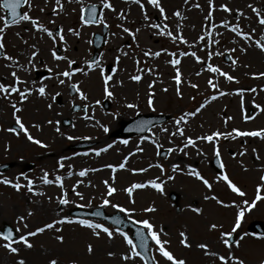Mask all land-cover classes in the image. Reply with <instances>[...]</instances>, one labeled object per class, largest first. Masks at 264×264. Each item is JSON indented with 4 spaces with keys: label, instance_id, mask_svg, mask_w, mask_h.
I'll return each instance as SVG.
<instances>
[{
    "label": "rangeland",
    "instance_id": "374dc122",
    "mask_svg": "<svg viewBox=\"0 0 264 264\" xmlns=\"http://www.w3.org/2000/svg\"><path fill=\"white\" fill-rule=\"evenodd\" d=\"M109 2L114 11L104 9L101 0H61L63 11L57 7L56 0H31V8L23 6L22 12H29L32 18L37 19L49 30L55 32L63 28L64 41L57 40L54 43L45 33L36 31L27 22L11 25L4 31L2 37L4 54L13 57V61L0 58V83L11 85L13 77L10 73L15 71L23 80L34 81L36 88L41 83L45 84L47 92L44 97L35 92L25 101H21L16 93L6 99L0 94V165L5 162L11 163L10 169L1 171L0 178L17 182L16 178L20 177L18 182L26 185L25 179L21 176L23 173L33 181L34 192L43 193L34 195L28 192L26 187L16 191L0 183V228L5 222L15 229L18 228V238L28 231H34L36 227H42L45 223L65 216L74 220L91 219L113 228L115 226L100 219L74 217L71 210L84 205L80 208L104 207L105 212L111 214L119 211L111 207V204H117L125 209H134L131 213L132 221L148 219L157 231L162 229L160 239L169 241L167 249L175 258L183 259L186 264H213V256L205 255L196 245L206 243L210 253L220 254L222 250V255L227 253L220 242V232L231 231L239 211L236 205L243 207L244 200L251 203L258 186L261 187V196H264V182L260 180V177L264 176V138L236 137L233 132V129L239 131L264 129V77L258 75L264 73V51L255 46V40H264V26L258 24V18L251 10L256 8L264 17V0H213L211 23L217 25L214 29L204 19L210 10L208 0L187 2L160 0L167 19L159 14L157 8L149 5L147 0H141L144 4L143 9L134 0ZM89 4L101 6V15L108 27L106 44L99 60L104 75L113 77L108 84L109 91L112 92L111 97L104 92L100 70L98 68L88 70L84 64L93 53L92 35L101 32L104 25L82 24L79 19L80 8ZM221 5H227L231 11L224 12ZM53 9L56 10L55 13ZM176 11L180 12L179 17L173 15ZM241 13L242 15H239ZM145 15L148 16V20L144 19ZM0 16H5L3 9H0ZM50 21H54V24ZM221 21H227L229 25L239 23L244 32L252 35V41L241 39L228 28L221 26ZM151 23L161 26L166 24L174 36L182 35L187 43H182L179 39L174 41L166 35H158L157 29L148 27ZM120 26L129 28L135 34V39L124 33ZM2 27L3 23L0 22V28ZM69 28L79 35L68 32ZM252 29L256 31L253 33ZM207 32H211V36H207ZM201 35H205L203 41L198 39ZM58 48L61 50L59 54ZM241 48L245 51H241ZM232 49L235 51H231ZM33 51L37 53L34 58L31 57ZM52 51L75 60V66L87 72L86 75L84 72L76 73L71 80V83L78 85L87 97L86 100H81L79 93L74 96L69 94L67 79L65 85L58 84L55 73L67 70L68 66L63 60H54ZM146 51L161 54L158 57L145 56ZM181 52H195L200 61L197 62L191 55L180 56ZM209 52L213 54L211 60L208 59ZM171 53H175L176 56L173 57ZM226 53L231 55L232 60L237 61L235 65L224 60ZM117 56L120 57L118 62ZM174 58L181 61L175 67L169 63ZM17 63L23 67H18ZM208 63L219 67L235 79L228 81L218 73L207 71ZM177 67L182 79L179 85L180 95H177L178 86L173 79ZM48 68L53 70L52 73L48 72ZM108 68H116L117 71L113 74ZM43 71H46V76L38 74ZM48 75H51V78H48ZM133 75H140V81L131 80L130 77ZM209 79L218 85L217 89L208 86ZM193 84L197 87H191ZM253 88L256 89L255 92L250 91ZM57 92L61 95L53 100L52 96ZM218 92H224L225 95H218L216 100L208 103L196 116L187 118L186 123H181L179 127L183 129V136L172 135L176 132L174 121L177 118L194 111L207 98ZM149 94H152L153 98L151 108L148 106ZM45 98L48 99L47 102ZM104 100L110 102L108 110L103 107ZM97 101L99 103H96ZM73 103L81 107L86 105L90 119L84 118L83 109L73 111ZM12 104L20 109L16 115L24 125L26 124L28 132L47 147L42 148L28 141L21 130L17 131L19 135L6 131L16 125ZM49 104L52 105L51 108L48 107ZM127 104L137 107L128 108ZM255 105H259L260 108L256 109ZM148 113L167 114L169 119L142 135L113 136V132L121 126L113 127L120 116H125V120H129L138 114ZM245 116L252 118L243 121ZM66 119L71 121L67 126L63 124ZM49 120L53 123L49 124ZM36 124L40 125L39 129L33 127ZM101 126L107 127L109 131L105 133ZM57 127L60 129L59 132L56 131ZM212 132L224 133L227 138L222 136L218 141L214 139L211 143L197 140L196 147L189 146L184 152L178 150L183 147L188 137L195 140L196 137L210 135ZM228 133L232 135L227 136ZM68 136L74 139L68 140ZM141 137L146 139L141 141ZM125 139L128 140L127 144L121 142ZM153 140L155 144L152 143ZM85 142H90L91 145L85 148L73 147ZM109 143L113 147L107 153L102 152L99 156L95 154L96 150L107 147ZM138 147L143 148V151H137ZM214 147L219 148L227 171L224 174L245 193L244 197L232 193L223 181L216 179L224 174L212 166L215 157ZM169 148L174 151L168 152L166 157H161V152ZM241 152L244 155L241 156ZM129 153L131 155L127 156ZM61 157L68 159L60 161ZM125 157L127 161L124 171L113 172L108 167L104 169L106 165H113L117 169ZM58 162L63 163L64 167L60 168ZM150 164L153 166L149 168ZM157 164L163 166L165 170L163 174L156 167ZM172 164H178L181 170L173 173ZM83 169L88 170L87 174L83 177L77 175V172ZM140 169H146L143 171L142 180L156 177L164 181L162 193L147 187L134 190L131 196L127 194L125 189L141 180L140 176L135 175V171ZM190 169H195L205 179L208 178L212 187L209 189L201 180L189 175ZM45 171L48 172L50 180H54L57 175L61 176L63 188L54 183L41 187V177ZM69 172L74 175L71 177ZM167 176H174V179L168 180ZM104 181H108L110 186L116 188V192L107 197L110 200L108 206L103 205V199L107 194ZM73 186L83 195L82 200L74 194ZM171 192L178 195L177 202L171 200ZM64 193H67L70 203L59 205L58 198ZM205 196L209 199L206 200ZM213 196L223 204H218L211 198ZM148 207H155L156 211L145 213L143 210ZM195 209L200 211L197 212ZM29 212L32 213L31 216L28 215ZM121 213L129 220V213ZM21 216L24 217L23 221L18 219ZM243 218L245 229L253 221L264 222V199L246 211ZM25 224L27 228L24 227ZM211 224H216L217 229L212 230ZM58 227L62 229L59 233L50 229L29 238L33 244L32 249H26L23 245H13L19 249L17 254H12L0 246V264H16L20 259H24L25 264H47L50 259H56L58 264H129L121 260V256L128 251V246L119 235L109 240L102 234L98 239L93 236L92 230L76 223ZM182 231L188 236L190 247H183L179 243V233ZM244 231L246 237L243 236L239 240V247L233 244L232 250L234 252L236 250L246 264H256L264 260V235L263 237L257 235L254 238ZM128 233L130 235L131 231ZM56 235L64 237L63 243L55 239ZM111 242L119 245L116 248L119 254L114 259L107 255L113 246ZM4 243L5 241L0 238V245ZM89 243L93 245L94 251L101 248L103 251L100 252L101 255L91 257L86 251ZM26 250L28 252H25ZM152 255L159 264H167L155 252L153 241ZM135 264H143V261L135 258ZM215 264H220L217 258Z\"/></svg>",
    "mask_w": 264,
    "mask_h": 264
},
{
    "label": "snow or ice",
    "instance_id": "6c2138e0",
    "mask_svg": "<svg viewBox=\"0 0 264 264\" xmlns=\"http://www.w3.org/2000/svg\"><path fill=\"white\" fill-rule=\"evenodd\" d=\"M134 2L140 6L141 9L144 8V4L141 3V0H134ZM185 2H187V0H185ZM101 3L103 5L104 9H109V10H113V6L112 4L109 2V0H101ZM147 3L149 5H152L153 7L157 8L159 10V14L164 17L165 19H167V17L164 15L165 10L164 8L161 6L160 0H147ZM208 4H209V8L210 10L208 11L207 15L205 16V21L209 22L211 24V27L214 29L217 27L216 24L211 23L212 21V16H213V11L211 10L213 7V0H208ZM22 5H27L29 8H31V0H0V9H3L6 13H7V17H10V20L8 18H6L5 16H0V22L3 23V27L0 28V49L4 48V44L2 42V37L4 34V31L6 28H8L11 25H18L22 22H27L30 23L33 27V29H35L36 31L39 32H43L45 33L54 43L59 40V41H64L65 37L63 35V28H59L57 29L55 32L52 30H49V28L45 27L43 24H41L37 19H34L30 16L29 12L24 11L21 13V11H19L22 7ZM56 5L57 7L63 11V5L61 4V0H56ZM197 7H199V5H197ZM222 8V10L224 12H230L231 9L227 6V5H221L220 6ZM251 7V6H249ZM253 13L256 14L257 18H258V24L260 26H264V17L261 16V13L256 9V8H252L251 9ZM41 11H43V9H41ZM55 9H53V12L55 13ZM86 13V8L84 6H82L80 8V21L82 22V24L85 25H91V24H104V20L103 17L101 15L100 19H97V12H96V6L95 5H91L89 8H87V15ZM173 15L179 17L181 14L179 11H176L173 13ZM239 15H242L239 14ZM121 18L123 19V13L120 14ZM145 20H148V16L145 15L144 16ZM237 19H239V16L237 17ZM50 23L54 24V21H50ZM105 27H107L106 24H104ZM221 26L228 28L231 32L235 33L238 37H240L241 39L245 40V41H252L253 37L250 33L244 32L241 28L239 23L234 24V25H229L227 21H221ZM122 28V31L124 33L129 34L130 36L133 37V39H135V34L132 33L130 31L129 28L127 27H123L120 26ZM149 28L152 29H157L158 35H166L170 38H172L174 41L179 39L180 42L182 43H187V41L184 40L182 35H178V36H174L173 33L171 31L168 30V26L165 24L163 26H161V24H157V23H151L148 25ZM137 32L139 31V29L136 30ZM256 30L252 29V32L254 33ZM68 32L72 33L73 35L78 36L79 33L74 31L72 28L68 29ZM207 36H211V32H207L206 33ZM200 41H203L205 39V35H201L198 38ZM215 42L218 43L219 41H210V43ZM255 46L260 49L261 51H264V40H255ZM241 51H245L244 48L240 49ZM231 51H235V49H232ZM160 52H155V53H149V52H145L144 55L145 56H149V55H153V56H160ZM219 55V53H217ZM37 55V53L35 51H33L31 53V57L34 58ZM52 57L54 60L56 61H65L67 64V70L64 71H58L55 73V78L58 82V84L60 85H65L66 79L69 81L68 83V87L71 91L79 93V98L81 100H86L87 97L84 95V93L80 90V88L78 87V85L76 83H71L72 77L76 74V73H81L84 72V74L86 75L87 72L84 71L83 68L80 67H76V61L69 59L67 56H60L57 55V53L55 51H52L51 53ZM125 55H127V53H125ZM170 55H172L173 57L176 56L175 53H171ZM191 55L192 57H194L196 59L197 62L200 61V57L196 55L195 52H181L180 56H189ZM212 53L209 52L208 53V59L211 60L212 58ZM3 58L6 61H13V57L4 54ZM120 57L117 56L116 60L117 62L119 61ZM32 63L31 58L29 59V64ZM100 60L98 59H91V60H85L84 64L86 65L88 70H93V69H99L100 73L103 77V82H104V92L107 96L111 97L112 96V92L109 91V81L112 80V75H104V69L102 67H100ZM169 63L172 66H177L181 63L180 59H171L169 61ZM237 63L236 60H232V64L235 65ZM18 67H23L22 65H19L17 63ZM49 73H52V69L48 68L47 69ZM117 71L116 68H112L111 72L113 74H115V72ZM207 71L211 72V73H218L220 76L224 77L226 80L228 81H233L235 78L231 75H229L227 72H223L219 67L213 66L211 63L207 64ZM200 73H197V75H199ZM10 75L13 77V83L11 85H7L4 83H0V94L4 95V98L6 99L7 97H9L11 94L16 93L19 95V98L21 101H25L28 99V97L30 95H32L33 91L36 92V94H38L40 97H44L46 95V85L41 83V85L38 88H24L23 90L20 89L19 85L25 83L24 81H22L20 79L19 76H17V73L15 71L11 72ZM260 77H264V73H259L258 74ZM61 77L65 78L62 79ZM131 80L133 81H140L141 76L140 75H133L130 77ZM175 83L177 84V95H180V90H179V85L182 82L181 79V72L179 70V68H176L175 71V75L173 77ZM33 83H35L33 81ZM208 86L212 89H217L218 85L213 83L212 79H209L207 81ZM151 87V86H150ZM191 87L196 88L197 85L193 84L191 85ZM165 91H167V89H165ZM250 91L255 92L256 89H250ZM61 94L59 92H57L54 96H52V99L55 100L58 96H60ZM218 95L223 96L225 95L224 92H218ZM217 99V95H212L209 98H207L203 103H201L199 105V107H197L194 111L192 112H187L182 114L179 118H177L174 121V124L176 126V132H174L172 135H180L183 136L184 132L183 129L180 128L179 126L181 125V123H186L187 122V118L188 117H194L197 115V113H199L203 108H205V106L210 102V101H214ZM96 103H99V101H97ZM153 105V98H152V94H149L148 97V106L151 108ZM49 108L52 107L51 104L48 105ZM72 107L75 109L78 106L73 103ZM126 107L128 108H135L137 107L136 105L133 104H127ZM12 108L14 109L13 111V116L15 117V124L19 126L20 130L23 132L24 136L27 138L28 141L32 142L33 144H36L42 148L47 147V145H45L41 140L39 139H35L29 132L28 129L25 127V125L21 122V119L18 115H16L17 112L20 111L19 108L16 107L15 104H12ZM256 109H259L260 106L259 105H255ZM84 112H85V116L84 118L90 119V117L87 115V106L85 105L84 107ZM245 120L250 119L252 117L249 116H245L244 117ZM228 119H231V117H228ZM49 124L53 123L51 120L48 121ZM98 123V122H97ZM151 122H145V121H141L138 123L136 130L137 131H143L145 129V127L150 124ZM33 127H36L39 129L40 125L36 124L33 125ZM103 127V131L105 133H107L109 131V129L107 127L101 126ZM163 131H167L166 129H162ZM6 131L10 132V133H16L17 135H19L20 133L17 132V129L14 127H10L8 129H6ZM56 131L59 132L60 129L59 127L56 128ZM233 132L235 133L236 137H243V136H248V137H261L264 138V129L261 130H257V131H239L237 129H233ZM232 133H228L227 136H231ZM225 136L224 133H220V132H212L210 135H205V136H201V137H196V139L194 140L191 137H188L186 139V143L183 145L182 148L178 149L181 152H184V150L186 148H188L189 146L192 147H196V141L197 140H201V141H206V142H214L218 141L220 139V137ZM225 138H227L225 136ZM235 138V137H233ZM68 140H72L74 139V137L72 136H68L67 137ZM141 141L145 140L146 137H141L140 138ZM124 144L128 143V140H123L121 141ZM152 143H156L155 140L152 141ZM112 145L109 144L107 145V147L105 148H101L95 151V154L97 156H99L102 152H105L108 150V148H111ZM137 151H143V149L141 148H137ZM172 151H174V149L169 148L168 152L171 153ZM255 151V150H253ZM187 153L185 152V155ZM214 154L217 158L220 157V151L218 147H214ZM85 155H87V153H85ZM240 155H244L243 152L240 153ZM65 159H68L67 157H61L60 161H63ZM258 159V157H257ZM127 161V157H125V162ZM59 163V167L63 168L64 164L61 162ZM153 165H149V168L152 167ZM106 167L111 168L113 170V172L116 171V168L113 167V165H106ZM118 167L120 169H124L125 168V163H120L118 165ZM156 167H158L160 169L161 174L164 173V168L162 165L157 164ZM220 167H223V164L220 165ZM171 170L173 173L180 171V166L178 164H172L171 165ZM88 170H82L78 173L79 176L83 177L86 175V172ZM95 171V170H93ZM139 171L143 172L146 171V169H140ZM69 175H72L71 172H69ZM189 175L196 177L198 180H201L203 182V184L208 187L209 189L212 187V185L209 183L208 180H206L200 173L199 171L195 170V169H190L189 171ZM21 176H23V178L26 181V185H22L21 183H19V179L20 177H17L16 180L17 182H13L12 180H9L7 178H0V183H3L4 185H8L10 187H12L13 189H15L16 191H20L21 188L26 187L27 191L30 193H33L34 195H43V193H35L34 192V188H33V181L31 179H29L27 176H24L23 173H21ZM49 174L48 172H44L43 176L41 177L42 183L45 185L48 184H56L57 186L63 188V179L61 176L57 175L55 176L54 180H50L48 178ZM168 180H172L174 179V176H167ZM218 181H223L227 188L230 189V191L240 197H244L245 193L236 186L235 183H233L229 177L225 174V175H221L218 176L216 178ZM261 182H264V176L260 177ZM159 181V182H158ZM164 181L159 180V178L157 179H153V180H149L146 183H134L132 184L129 188L125 189V191L127 192V194L129 196L132 195L133 191L136 189H143L145 187L150 186L152 189H155L158 192H163V185ZM104 184L107 188V194L103 199V205L108 206L110 204V200L107 197H111L115 192H116V188L110 186L108 184V181H104ZM73 192L76 196H78L81 200L83 199V195L80 192H77L75 190V186H73ZM261 187L258 186L257 190H256V195L255 198L253 199V201L251 203H249L247 200L243 201V207H241L240 205H236V207L239 209V211L236 214L235 217V224L232 227L230 232H220V242L223 244V246L225 248H227L228 254L227 255H219L217 252H209L208 251V245L206 243H199L196 246L202 250L204 252L205 255H211L213 257H216L219 261L220 264H245L243 259H240L236 256H234L231 253V248L233 246V244H235L236 247H239L238 242L235 241H230V237H232L233 233H235L237 231V228H239L240 224H241V220L245 215L246 211L251 210L255 204L258 201H261L262 199H264V196H261ZM206 200L209 199L208 196L204 197ZM212 199L216 200V202L218 204H223L222 201H220L219 199H217L215 196L211 197ZM70 203V201L67 199V193H64L61 197L58 198V204L59 205H68ZM132 203H134V201H132ZM225 207H227L228 205H223ZM80 207H84V205H80ZM111 207L114 209H118L120 212H125V213H129V220H131V213L134 212V209H125L123 207H121L120 205L117 204H111ZM145 213H151V212H155L156 209L155 207H148L145 208L143 210ZM195 211L199 212V209H195ZM29 216L32 215L31 212L28 213ZM93 216L99 217L102 215L101 212H94L92 213ZM20 221L24 220V217L21 216L18 218ZM134 224L136 225H141V227H138L135 231V239L137 241H139V243H134L133 238L129 235L128 232L122 230L121 227H118V225L122 224V221L119 217H116L112 220L113 225H117V227H113L110 228L108 226H105L102 223H98V222H94L91 219H70L69 217H61L59 219H54L52 220L50 223H45L42 227H36L34 231H28L23 235H19L18 238H14L13 236V230L12 229H8L7 232H3L0 231V238H2L5 243L3 245H0L2 247H4L5 249H7L10 253L12 254H17L19 249L13 245H23L26 249H32L33 248V244L30 242L31 237H35L38 234L44 233L46 230H50V229H54L57 233H59L62 229L60 227H58L59 225H64V224H79L82 227H85L87 229L92 230V234L94 237L96 238H100L101 235L103 234L104 236H106L109 240L114 239V237L116 235H119L122 239L123 242L128 246V251L126 253H124L121 256V260L124 262H129V264H135V258H139L141 261H143V264H150L149 259L142 254L141 251H138L139 249H146L148 246V238H150L153 242H154V247H155V252L159 254V256L167 262V264H186V262L183 259H177L174 257L173 253L171 251H169L167 249V245L169 244V241L167 240H161L160 239V235L162 232V229L160 231H157L155 229V226L153 225V223H151L148 219H141V220H135L132 221ZM25 228H27V224L24 225ZM210 228L212 230H216L217 229V225L216 224H211ZM145 230L147 235H145ZM16 232H19V229L17 228L15 230ZM180 241L179 243L183 246V247H190V243L188 242V236L185 234V232H180ZM242 238V237H241ZM55 239L60 242L63 243L64 241V237L62 235H56ZM86 251L87 253L91 254L94 249H93V245L91 243H89L86 246ZM107 255L109 257H113L114 255H116L114 252L109 251L107 252ZM16 264H25V260L24 259H20L16 262ZM47 264H58V261L56 259H50L48 260ZM151 264H159V262L156 260L155 256L151 257ZM261 264H264V260L261 261Z\"/></svg>",
    "mask_w": 264,
    "mask_h": 264
},
{
    "label": "water",
    "instance_id": "95a60500",
    "mask_svg": "<svg viewBox=\"0 0 264 264\" xmlns=\"http://www.w3.org/2000/svg\"><path fill=\"white\" fill-rule=\"evenodd\" d=\"M96 12H97V19H98L99 12H100V7L99 6H96ZM86 15H87V10H86ZM7 18L10 20V17H7ZM106 32H107V29L105 28L103 34L97 33V34L94 35L96 51H95V54L92 57V59L93 58L97 59V57L99 56V53L97 52V49L101 48L104 45V43H105L104 36H105ZM1 54H2V52H1V49H0V56H1ZM226 60L230 61V56L229 55L226 56ZM109 106H110L109 102L106 101L105 102V108H109ZM77 108H75V109H77ZM167 118H168V116H154V115L138 116V117L134 118L130 122H125L123 124V126L121 127V129H119L115 133V135L122 136V135H132V134H135V133H144L151 126H153V125H155V124H157L159 122H162V121L166 120ZM141 121H145V122H149L150 121L151 123L148 124L143 131H137L136 130L137 125ZM69 123H70L69 120L65 121V124H69ZM165 154H166V152H164V155ZM172 197L174 199H177L175 194H172ZM97 211L102 213V215L99 216L98 218H102V219L107 220V221H109L111 223H112V220L114 218L119 217L121 219V221H122V224L118 225V227H121L123 230H128L129 228H131L133 230V235L132 236H133L134 239H135V231H136V229L138 227L142 228V226H137L133 222L125 220V218L120 213H116V214H112V215L105 214L103 208H98V209H95V210H92V211L82 210V209H75V210L72 211V214L73 215H79V216L96 217V216H93L92 213L97 212ZM8 229H12L13 230V236L15 237L16 236L15 230L12 227H10L8 224H5L4 229H2L0 231L7 232ZM253 229H255V228L253 227ZM145 235H147L146 231H145ZM135 241H136L137 244L139 243V241H137L136 239H135ZM140 251L142 252V254H144L149 259L150 264H151L150 239L149 238H148V246H147V248L146 249H140Z\"/></svg>",
    "mask_w": 264,
    "mask_h": 264
},
{
    "label": "bare ground",
    "instance_id": "6f19581e",
    "mask_svg": "<svg viewBox=\"0 0 264 264\" xmlns=\"http://www.w3.org/2000/svg\"><path fill=\"white\" fill-rule=\"evenodd\" d=\"M2 73H4L3 71H2ZM22 81H24L25 83H23V84H21V90H23L24 88H33V89H35L36 88V85L33 83V81L32 80H23L22 79ZM41 85V84H40ZM40 85H37L38 87L40 86ZM37 87V88H38ZM47 92V91H46ZM35 93V91H33V93H32V95ZM215 95H217V97H218V94H215ZM27 100H29V98L27 99ZM45 101L47 102L48 101V99L47 98H45ZM211 102V101H210ZM209 102V103H210ZM198 114V113H197ZM188 118H190V117H188ZM125 116H120L119 117V119H118V121L115 123V124H113V127H116V126H118V125H120L121 123H123L124 121H125ZM243 121H245V118L243 119ZM39 132H41V133H44V135H47L45 132H43V131H39ZM109 144H111V143H109ZM108 144V145H109ZM112 145V144H111ZM24 146V145H23ZM112 147H113V145H112ZM111 147V148H112ZM105 148V147H104ZM111 148H108V150L107 151H105L106 153L109 151V149H111ZM141 149H143V148H141ZM129 155H131V153H129V154H127V156H129ZM197 159H200V158H197ZM84 160H86V159H83V161ZM123 163H125L126 164V162H125V160L123 161ZM103 166H104V164H103ZM104 169H107V167L106 166H104ZM124 169H126V168H124ZM124 169H120L119 167L116 169V171H124ZM83 170H85V169H83ZM99 170H101V169H98V171ZM80 171H82V170H79L78 172H77V175H78V173L80 172ZM103 171V170H102ZM86 174H87V172H86ZM120 174V173H119ZM74 174H72L71 175V177L73 176ZM121 176H122V174H120ZM135 175L136 176H140V178H141V180H139V181H137V183H146L147 181H149V180H153V179H157L156 177H151V179H147V178H145V179H143L142 180V178H143V172H141V171H139V170H136L135 171ZM118 176V175H117ZM49 185V184H48ZM40 186L41 187H43L44 186V184L41 182L40 183ZM147 187H145V188H143V189H146ZM149 188H151L150 186H148V189ZM154 191H156L155 189H153ZM49 207V206H48ZM39 209H41V207L39 208ZM111 245H113V246H111L112 248H111V251L112 252H114L116 255H114L113 257H112V259H114V258H117V256H118V252H116L117 250H116V248L119 246L117 243H115V242H111ZM25 252H28V250H26ZM100 252H103L102 251V249L101 248H99V249H96L93 253H91V257H93V258H96V257H98L99 255H101V253ZM32 258V257H31Z\"/></svg>",
    "mask_w": 264,
    "mask_h": 264
}]
</instances>
